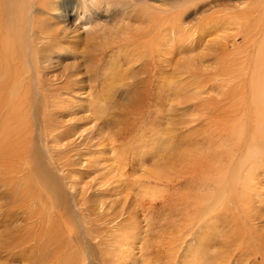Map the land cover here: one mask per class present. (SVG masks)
<instances>
[{
    "label": "rangeland",
    "instance_id": "374dc122",
    "mask_svg": "<svg viewBox=\"0 0 264 264\" xmlns=\"http://www.w3.org/2000/svg\"><path fill=\"white\" fill-rule=\"evenodd\" d=\"M125 1L131 7L126 6L122 14L124 35H117L113 41L127 36L133 44L129 46L130 50H135V44H141L138 51L118 49L114 43L113 47H108L107 43L97 45L105 42L104 38H98L94 46L78 48L76 56L69 54V58H61L63 63L49 74L53 75L55 70L57 73L54 74L61 73L59 68L65 64L82 62V55L96 59V76L88 80L85 75L80 90H71L69 96L64 95L67 99L61 96L62 104L59 101L60 104L57 102L48 108L53 120V123L49 122H61L63 127L44 138L37 129L33 133L38 151L34 154L56 180L49 186L43 185L46 191L52 185V195L48 194L50 190L45 192L35 178L22 182L21 187L27 188L26 197L16 180L9 184L11 192L8 194L0 189V215L8 220L0 226L2 236L12 237V244H16L18 233L13 232L32 228L29 221L23 219L31 214L30 210L40 227L44 220V227L47 226L44 230L49 235L44 233L45 243L31 242L30 248L25 247L26 252L24 246L15 248L17 262L15 258L5 261L3 256L1 264H218V252L230 264L245 259L239 254L242 247L237 246L239 241L236 239L240 236L234 234L240 229L237 222L235 225L231 221V226L217 222L210 227L214 223L212 219L202 222L196 217L201 211L199 207L202 208L197 199L205 188L214 187V176L231 179L237 168L234 165L241 162L242 145L235 127L241 121L242 108L245 112V106L252 99L249 94L256 89L250 88L252 80L256 76L259 81L256 83L254 79V83L264 86V73L258 75L253 71V75L251 69H242L243 63L250 62L246 58L248 55L242 52L245 48L243 26L221 34L228 37V45L232 46L234 40V46H228L225 51L228 59L223 61L218 59L223 51L216 52V56L209 50L210 57L205 56L208 50L199 45L203 40L199 30L204 19L212 17L215 11L226 8L230 11L231 7H243L252 0H199L192 4H183V0ZM96 6L102 9L97 14L101 21L109 18V11L105 10L121 7L117 0H109L90 6V10H97ZM67 9L71 14L72 9ZM73 13L66 17L69 27L80 22L77 15H81L82 10ZM93 19L88 20L90 23L81 21L79 25L84 23L86 26L81 25L80 30L85 29L82 30L85 32ZM81 34L84 39L85 35ZM212 36L209 38L214 39ZM177 40L183 47L181 52L174 49ZM207 44L212 49L215 47L213 43ZM190 46L195 51H189ZM99 55L104 56L103 59ZM116 59L119 75H114L117 79L110 82L112 75L106 76L103 69ZM223 62L228 64L227 67L221 64ZM104 79L110 82L107 90ZM59 110L62 115L58 117ZM232 157L237 161L232 162ZM224 171L227 174L221 175ZM210 175L213 177L209 182ZM44 196L49 200L42 198ZM18 206L27 209L23 211ZM42 207L45 209L39 212L40 222L35 214ZM236 209L230 210L237 213L239 208ZM49 226L53 233L48 230ZM207 226L220 233L215 235L213 230L207 231ZM28 231L24 230L26 234ZM204 232L205 237L213 235L215 243L204 242ZM223 233H230V236L222 241L219 236ZM198 240L204 245L198 246ZM221 242H224L223 248H219ZM37 243L42 245V250L47 249L39 254ZM56 249H60L56 251L60 256L58 254L53 261ZM104 251H107L106 257ZM24 255L30 259L26 260ZM255 262L263 264L259 257Z\"/></svg>",
    "mask_w": 264,
    "mask_h": 264
},
{
    "label": "bare ground",
    "instance_id": "6f19581e",
    "mask_svg": "<svg viewBox=\"0 0 264 264\" xmlns=\"http://www.w3.org/2000/svg\"><path fill=\"white\" fill-rule=\"evenodd\" d=\"M103 1H106V3L109 2V0H0V189L4 190V193L8 194L9 192H11L9 184H11L14 180H16L17 185L21 189L22 195L24 197H26L27 188L23 189L21 185L22 182H27V179H37L42 188L43 185L49 186L52 182L56 181L54 180L55 177H53V175L49 172L50 170L45 168L43 163H41L34 154L38 151L36 150L37 147L35 146L36 144L33 141L35 139L33 133L37 129L39 131V135H43L44 138L48 135H53L56 130H58L60 127H63L62 123L58 121L54 124H51L53 123V120L51 118L52 114L49 113L48 108L50 106L58 104L59 101H61L60 103L62 104L64 95L69 96L67 94H69L71 90H80L83 85L82 82L85 75L88 80H90V78H92L94 75L96 76V59H94L95 57H86L82 55L85 53V51L83 50H81L82 62L76 61L72 62L71 64H65L62 69L59 68V70H61V73L54 74L57 71L55 70L53 75L49 76V74L54 71V68L61 65V58H69V54H74L76 56L77 54L75 53V51L78 50V48H87V46L91 45L94 46L96 44L95 41L98 38H104L105 42L101 40L103 43L97 45L104 44L105 46V43H107L108 47L110 45L113 47L112 44L114 43V46H117L118 49L123 48L128 50H130L131 48L129 46L133 45L130 44V38L127 36H124V38L120 39V41H113L115 37H118L117 35H122L124 32L123 26L125 25V23H123L124 20L122 14L126 11V6L129 7L130 4L128 5V2L125 0H117L121 7L112 11L104 9L105 11H109V18L101 21L97 17V14L100 13L99 11H102V9L100 8L101 5L99 7L96 6L97 10H90V6L99 5V3H102ZM197 1L199 0H183V4H185L186 2H190V4H192ZM240 4L238 6H241ZM123 5H125V7H122ZM173 5L176 6V1H174ZM67 7L72 9L71 14L69 13ZM79 9L82 10V14L77 15L78 21L81 22L83 20H87L86 22H89L88 20L91 19V17L94 18L93 22H91L92 24L85 32L82 31L85 29L80 30L81 25L86 26V24L84 23H82L81 25H79L80 22L74 23V27H69L67 26L68 23H66V17H70L71 15H73L74 10L75 13H77ZM89 11L92 13V15L91 13H89ZM212 14V17L209 16L204 19L203 23H201V29L199 30V32H202L201 37L203 39L201 44L199 45H203L204 49L208 50L206 51V54L208 55L205 56H208V58L210 57L208 53L209 50H211V55H216V52L223 51L220 53L218 59H221V61L226 58L228 59L226 49L228 46H234V40L232 42V46L228 45V37L221 36V34L229 29H238L239 27L243 26L242 28L245 32L240 33H243L245 48L243 47L244 49L242 50V52H244L245 55H248V57L246 58H249L250 62H247L245 64L243 63V65H241L242 69H251L252 73L254 71L258 75L260 73H264V0H252L251 3L244 5L243 7H231L230 11L229 8H226L221 11H215ZM86 15L89 16L86 18ZM80 32L85 35L84 39L83 35ZM238 33L239 32L235 33L233 38H236L235 36ZM211 35L215 36V38H209V36ZM206 37H208V39H206ZM179 41L180 40L175 41L176 46L174 49L175 51L177 49L179 52H181V49L183 47H181L182 45ZM207 43H213L215 47H213L212 49ZM171 44H173V42H171ZM140 45L135 44V50L138 51V49H140L139 47H141ZM240 48H242V46H240ZM189 49L188 50L191 52L195 51L193 46H190ZM102 50H104V48H102ZM160 50L161 49H158L159 52ZM240 51L239 53H241ZM99 52L100 54L102 53L100 50ZM104 52L105 51H103V54ZM130 54L127 59L130 57ZM102 57L100 58L103 59ZM117 57H120L121 60L120 55H117ZM201 57H203V54H201ZM224 62L221 64L225 65L224 67H227L226 65H228L229 62L227 61L228 64H225L226 62ZM117 64L118 63L116 59V62H111L106 70L103 69L104 73L107 74L106 76L110 74L112 75V77L110 78V82H113V79H117L115 78L116 74L119 75V72L116 70L118 69ZM224 67L222 68L225 69ZM81 70H83V72ZM107 78L108 77H106V79ZM254 79H256V83H258L259 80L256 76ZM254 79L252 80V87L250 88L256 89L253 90V92L251 91L252 93L249 94L252 95V99H250V103L245 106V112L242 108L241 121L240 123L238 122L239 126H234L235 134H238L236 136H238V139L241 140L242 145V148L240 149L241 158L239 157L241 159V162H239V165H236L237 163L235 165L233 164L237 168L233 171L231 179L224 178V176L220 175H218L217 177L214 176V178L210 175V179L208 181L210 182L211 177H213L212 181L214 180V183H212L214 187L210 188L212 187L210 186L209 188H203V193H201V195L197 199L200 203H202V208L199 207V210L201 209V211H199V215L198 213H196V217H198V219H201V221L203 220L206 222L207 220L210 221L212 219V222L214 223L211 224L210 227H214L217 222H224L227 226H231V221L235 223V225L237 222V224L239 225L238 228L240 229L239 232L237 231L234 234H236L235 236H240V238L236 239L235 236H231V238L239 241L237 243V246H239L240 248L242 247V250L241 252H239V254L245 257L244 260L240 259V263L243 261V264H245L244 262H248L249 264H256L255 259L257 257H259L264 264V86L259 87V85H256V83H254ZM110 82L107 83V81L105 80V90L109 88ZM90 91L91 90H89V92ZM61 96H63V98ZM65 98L67 99V97ZM252 113L254 114L252 115ZM57 115L59 117V115H62V112L59 110L57 112ZM231 148L233 147L231 146ZM230 153L231 152H229V154ZM233 158L234 157H232V159ZM235 161H237V159L235 160L234 158L232 162ZM226 170L229 173L231 172V170L229 169ZM225 174H227L226 171L221 173V175ZM19 182H21V184H19ZM205 185L207 186V184ZM51 186L48 188V191L52 190ZM30 191L32 192V190ZM44 191L48 192L46 190ZM51 193L52 191L48 194ZM42 198H45V196ZM46 200H49V198H47ZM235 201H237L238 204H235ZM199 202L197 203V205L199 204ZM233 204L235 205V209L237 208L236 210H238L239 208L237 213L235 212V210H230L231 208H234L232 207ZM124 205L125 204H123V206ZM18 208L23 211L27 209L21 208V206H18ZM44 209L45 208L43 207L40 210L37 209V213L35 215L40 218L39 216L41 215H39V212ZM3 212L6 213L5 210ZM30 212L31 214H29L26 218L23 217V219L28 220L32 228L25 227L23 228V231L16 229V231L13 232L18 233V236L16 237L17 239H15L16 244H12V237L5 238V236H2V233H0V241H2V243L0 244V264L1 259L4 258L3 256H5V261H7L8 259H14V249L17 247L24 246L25 251V247H28L31 242L33 244L35 240L36 242L40 240L44 241L43 243H45L44 233H47L48 235V231L46 232L47 226L44 227V220L42 219V227H40L41 224L39 225V222H35V218L33 220L32 210H30ZM42 214L45 215V213L43 212ZM50 216H52V213ZM235 216H237L238 218L235 219ZM6 219L7 217L2 218L0 215V226L2 223H6L8 221ZM198 219L197 221L199 223ZM37 221H39V219ZM124 221H126V219ZM48 223L46 224L48 225ZM57 224H59V222L56 223V225ZM223 224L220 225L223 226ZM210 227L207 226L206 230H213ZM14 228L15 227L12 228L13 231ZM44 228H46V230H44ZM27 229L29 231L26 234L24 230ZM48 230H50L51 232V227ZM31 231L34 232L32 233ZM205 232L203 233V235L205 234ZM214 232H216L215 235L220 233L217 231ZM64 233L65 232H63V234ZM228 236H230V233L229 235H225L223 233L219 237H222L221 240L223 241L229 238ZM2 238H5L6 240ZM204 239V242L207 240L209 242L213 241V243H215L213 235H210L208 237H205L204 235ZM47 240L50 239L47 238ZM198 241L201 243L200 240ZM228 241L229 240H227V242ZM48 242L46 243L50 245V241ZM51 242H53V239ZM98 242L100 243V241ZM40 243H37L36 245H39ZM200 243L198 246H201L203 244ZM223 244L224 242H221L219 248H223ZM41 246H38L39 254L40 252L47 249L46 248L42 250ZM44 246L43 248L48 247L47 245L45 247ZM35 249L34 252L36 251ZM231 249H234V247ZM57 250L58 249H56L55 252ZM104 252L106 257L107 251ZM59 253L56 252L53 255V261L55 260V258H58ZM28 255H24L28 258H25L26 260L30 259ZM218 255H220L218 264H230L229 261L225 260L220 252H218ZM17 256L20 257L21 255L18 254ZM30 256L32 255L30 254ZM15 259L17 262V258ZM240 263L238 262L237 264Z\"/></svg>",
    "mask_w": 264,
    "mask_h": 264
}]
</instances>
